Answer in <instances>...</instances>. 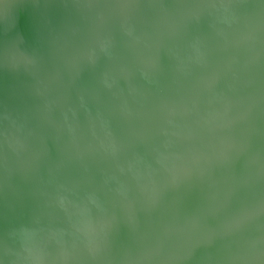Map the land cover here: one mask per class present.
Instances as JSON below:
<instances>
[{"label": "water", "instance_id": "1", "mask_svg": "<svg viewBox=\"0 0 264 264\" xmlns=\"http://www.w3.org/2000/svg\"><path fill=\"white\" fill-rule=\"evenodd\" d=\"M0 264H264V0H0Z\"/></svg>", "mask_w": 264, "mask_h": 264}]
</instances>
